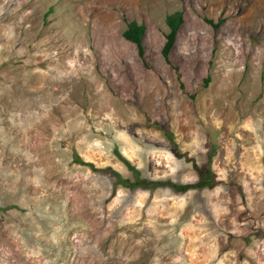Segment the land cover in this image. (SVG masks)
Here are the masks:
<instances>
[{"label": "rangeland", "instance_id": "rangeland-1", "mask_svg": "<svg viewBox=\"0 0 264 264\" xmlns=\"http://www.w3.org/2000/svg\"><path fill=\"white\" fill-rule=\"evenodd\" d=\"M0 264H264V0H0Z\"/></svg>", "mask_w": 264, "mask_h": 264}, {"label": "trees", "instance_id": "trees-1", "mask_svg": "<svg viewBox=\"0 0 264 264\" xmlns=\"http://www.w3.org/2000/svg\"><path fill=\"white\" fill-rule=\"evenodd\" d=\"M204 21L208 26H210L215 31L218 30L219 27L225 22L224 19L217 21V23H214L212 20H207V19H205ZM183 23H184V19H183L182 13L180 12H175L165 17V25L168 29V33L165 35V43L161 49V56H162V59L166 63H169V60H168L169 55L175 47L177 35ZM144 34H145L144 26L138 25L135 22L129 23L126 30L122 34V38L125 41L132 43L136 46L137 55L139 56L140 59H142L144 55V50L142 46V40H143ZM207 82H208V79L205 80V84ZM162 129L165 132L166 136L168 137L171 136L168 133L169 131L167 127H164ZM129 169L135 174H137V172L134 171L132 168L129 167ZM198 172H200L201 175L204 176V179L200 183H197V184L176 185V184L167 183V182L166 183H162V182L144 183L142 181L136 180L133 186L143 188V189L146 188V189H149V191H153V189H155L157 186H160V187L167 186L178 193H185L192 189L212 188V183H211L212 178L209 175V171H204L202 169H199ZM110 174L113 177H116V180L119 184H126L125 181H119L117 179L119 176L115 174L114 172L110 171Z\"/></svg>", "mask_w": 264, "mask_h": 264}]
</instances>
